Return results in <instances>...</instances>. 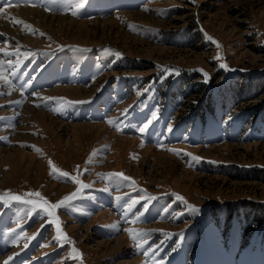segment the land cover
I'll return each instance as SVG.
<instances>
[{"label":"rangeland","instance_id":"rangeland-1","mask_svg":"<svg viewBox=\"0 0 264 264\" xmlns=\"http://www.w3.org/2000/svg\"><path fill=\"white\" fill-rule=\"evenodd\" d=\"M33 3L0 6V264H264V0Z\"/></svg>","mask_w":264,"mask_h":264},{"label":"bare ground","instance_id":"bare-ground-1","mask_svg":"<svg viewBox=\"0 0 264 264\" xmlns=\"http://www.w3.org/2000/svg\"><path fill=\"white\" fill-rule=\"evenodd\" d=\"M34 9H33V11H24L23 15H25L27 17L30 16V18H32V16H33V18L35 17L37 19L36 20L37 26L43 27L44 30L48 29V23H49L48 20H50V19L46 18V17H43L40 11L38 12L37 9L36 10H34ZM134 16H138L139 17L140 15H134ZM53 23H55L54 26L57 25V28L55 29L57 32H60L63 29L71 30L72 28H75L76 26H78V28L82 30V32H80V34H83L84 32H86L87 34H91V32H92V30H90V28L88 27L90 25H88L86 23H78V22H75V21H71L69 19H64V18H62V19H54L52 21V24ZM84 35H86V34H84ZM66 92H67L68 95H72V96H76V97L78 95L82 96L84 94V91L82 89H79V88L78 89H67ZM72 128L75 130L73 132H76V133H79L82 130H85L88 133H90L92 131L89 128H82L81 125H75ZM78 129H79V131H78ZM125 143H128V142L126 140H122L121 142H118L117 145L118 144H125ZM13 151L14 152H10L9 151L10 153L6 152L7 155H9V157H7L6 159L10 158L12 160H16L17 159L16 157L18 155H22L23 154V153H21L20 151H17V150H13ZM104 246L107 247V244H104ZM100 248H101V246H99V250H100Z\"/></svg>","mask_w":264,"mask_h":264},{"label":"snow or ice","instance_id":"snow-or-ice-1","mask_svg":"<svg viewBox=\"0 0 264 264\" xmlns=\"http://www.w3.org/2000/svg\"><path fill=\"white\" fill-rule=\"evenodd\" d=\"M193 2H194V0H193ZM81 3H82V0H81ZM77 7H79V5H77ZM41 35H43V34H41ZM209 39H211V37H209ZM217 47H220V45L218 44V42H217ZM0 51H2V50H0ZM26 55H28V54H26ZM115 55L118 57V56H120L121 54L120 53H115ZM218 59H219V57H217ZM9 63H11V62H9ZM221 67L222 68H227V65L226 64H221ZM202 71V70H201ZM205 76L207 77V74L205 73ZM109 123L110 124H112L113 122L112 121H109ZM169 130H171V129H169ZM192 159L194 160V161H199L201 158L200 157H195V156H193L192 157ZM51 161H49V164L51 165ZM52 171H53V173H55V172H58L59 170L58 169H56V168H54L53 167V169H52ZM61 175H63V176H65V177H67V176H69V174L68 173H66V172H63V173H60ZM110 176H118V177H120L121 179H123V180H125V181H128V180H130V178L129 177H127V176H124L122 173H111V174H109ZM132 183L134 184L135 182L134 181H132ZM28 196H37V197H39L40 196V193H28L27 194ZM77 194L76 193H73V194H71V195H69V196H66V197H64L63 198V200H61L59 203H57V204H55V205H49L48 204V202L45 200V201H43V205L45 206V211H48V214H49V216H52V211L50 210V209H56V208H59V207H61L62 205H64L67 201H70L71 199H73L75 196H76ZM179 199H183L182 197H178ZM0 199H2V198H0ZM12 199L13 200H17V201H19V200H21V197H19V196H13L12 197ZM150 199H153V198H150ZM24 203H28V204H31V203H34L33 201H31V200H25V201H23ZM135 203V201H133V204ZM131 206V205H130ZM53 222H56V221H53ZM133 222H135V221H133ZM57 223V231L58 232H60V228H59V223L58 222H56ZM129 235H130V237L131 238H133V239H136L137 237H146L147 236V233L146 232H142V231H138V232H132L131 230H129ZM9 259H11V258H9ZM5 264H7V262H5Z\"/></svg>","mask_w":264,"mask_h":264}]
</instances>
